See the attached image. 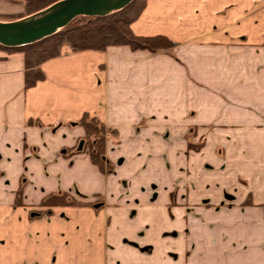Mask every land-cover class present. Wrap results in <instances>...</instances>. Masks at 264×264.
Returning a JSON list of instances; mask_svg holds the SVG:
<instances>
[{"label": "crops", "instance_id": "crops-1", "mask_svg": "<svg viewBox=\"0 0 264 264\" xmlns=\"http://www.w3.org/2000/svg\"><path fill=\"white\" fill-rule=\"evenodd\" d=\"M131 29L175 44L65 49L28 89L0 49V264H264V0H147Z\"/></svg>", "mask_w": 264, "mask_h": 264}, {"label": "trees", "instance_id": "trees-1", "mask_svg": "<svg viewBox=\"0 0 264 264\" xmlns=\"http://www.w3.org/2000/svg\"><path fill=\"white\" fill-rule=\"evenodd\" d=\"M23 4L18 13H0V20L12 21L27 18L36 14L59 0H7ZM147 0H133L122 9L114 10L104 16L80 15L67 26L60 28L52 35L36 42L21 46H6L0 43V49L8 52H22L25 63V89L34 86L45 78L41 64L52 57L61 55L65 49L80 51L86 49L106 50L115 45H129L133 49H147L151 52L161 48L172 47L175 42L168 36L136 35L131 24L141 14ZM85 130L81 138L84 142L83 151L91 155L93 162L104 172H109L113 164L106 157V143L116 130L107 126L96 117L84 115L78 122ZM76 203L68 194L52 195L43 201L44 205H64Z\"/></svg>", "mask_w": 264, "mask_h": 264}, {"label": "water", "instance_id": "water-1", "mask_svg": "<svg viewBox=\"0 0 264 264\" xmlns=\"http://www.w3.org/2000/svg\"><path fill=\"white\" fill-rule=\"evenodd\" d=\"M133 0H59L27 18L0 20V43L14 47L36 42L54 34L80 15L104 16ZM80 144V147H82Z\"/></svg>", "mask_w": 264, "mask_h": 264}, {"label": "rangeland", "instance_id": "rangeland-1", "mask_svg": "<svg viewBox=\"0 0 264 264\" xmlns=\"http://www.w3.org/2000/svg\"><path fill=\"white\" fill-rule=\"evenodd\" d=\"M2 1L9 2L7 0H2ZM10 3H14V2H9V3H7V4H9V6L4 7V8H7V9H5V10H7V12H11L12 10H16V8L22 4L21 2H18L17 4L16 3L10 4ZM169 48H161V50H168Z\"/></svg>", "mask_w": 264, "mask_h": 264}]
</instances>
